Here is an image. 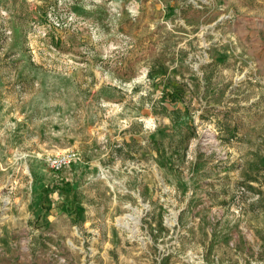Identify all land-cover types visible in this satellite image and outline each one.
I'll return each instance as SVG.
<instances>
[{
  "label": "rangeland",
  "instance_id": "rangeland-1",
  "mask_svg": "<svg viewBox=\"0 0 264 264\" xmlns=\"http://www.w3.org/2000/svg\"><path fill=\"white\" fill-rule=\"evenodd\" d=\"M0 264H264V0H0Z\"/></svg>",
  "mask_w": 264,
  "mask_h": 264
},
{
  "label": "built area",
  "instance_id": "built-area-1",
  "mask_svg": "<svg viewBox=\"0 0 264 264\" xmlns=\"http://www.w3.org/2000/svg\"><path fill=\"white\" fill-rule=\"evenodd\" d=\"M77 153L74 149L63 152L48 154L45 156L46 163L54 171H60L76 159Z\"/></svg>",
  "mask_w": 264,
  "mask_h": 264
}]
</instances>
